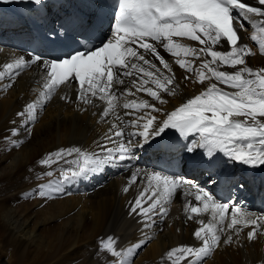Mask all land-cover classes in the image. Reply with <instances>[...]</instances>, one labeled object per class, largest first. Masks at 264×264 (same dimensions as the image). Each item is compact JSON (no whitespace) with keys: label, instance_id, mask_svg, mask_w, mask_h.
<instances>
[{"label":"snow or ice","instance_id":"6c2138e0","mask_svg":"<svg viewBox=\"0 0 264 264\" xmlns=\"http://www.w3.org/2000/svg\"><path fill=\"white\" fill-rule=\"evenodd\" d=\"M0 3L27 6L20 19L32 30L30 42L37 45L26 57L22 55L14 64L4 65L5 70H16L8 71V87L12 86L11 77L18 75L21 68L36 65L45 70L43 98L51 97L60 85L76 83L77 101L85 105H92L93 98L105 102L106 108L99 114L101 119L106 120L112 113L120 121L113 123L106 134L116 147L98 144L101 155L78 146L59 149L42 159V165L50 167L53 162L64 160L69 168L62 170L61 175L69 182L87 179L107 165L135 160L140 152L151 149L156 160L164 162L158 165L160 170L137 169L130 183L136 182L143 172L148 188L154 189L152 195H160L149 208L142 207L140 198L130 202V214L143 217L145 226L149 227L154 222L149 212L160 205L158 214L165 217V205L173 193L185 189V194L194 195L195 201L189 204L188 219L210 211L213 221H197L201 226L193 235L199 246L170 249L167 259L171 264H181L184 260L188 264H203L219 247L229 215L231 219L226 227L234 230L235 235H239L241 227L251 229L247 233L249 240L264 234V213L242 209L238 203H232L231 196L221 200L215 195V187H220L221 182L237 193L247 190L246 182L225 174L224 168L236 163L250 168L264 166V120L260 119L264 118V68L254 70L247 65L245 58L255 53L241 42V33L249 30L248 21L257 23L261 38L252 35L251 39L257 41L260 54L264 55V0L255 4H249L248 0H115L114 5H109L108 0H0ZM253 17H259V22L252 20ZM81 37L99 43L82 44ZM174 37L197 41L201 47L185 46ZM158 49L178 58L180 68L191 74L185 80L204 84L206 79H214L216 83L207 85L200 95L170 112L147 99L125 101L122 107L131 110L125 115L135 118L124 121L115 114V108L123 97L135 94L132 88L146 93L160 105L168 103L161 92L176 95L175 74ZM181 54L184 58H180ZM202 57L210 59L201 60ZM197 60L201 61L198 67L194 65ZM238 65L243 67L234 73L220 70ZM4 75L0 71V78ZM125 78H131L127 85ZM150 83L155 88L148 87ZM218 84L236 91H225ZM121 85L125 87H118ZM35 108V104L29 103L18 115L31 116ZM154 113H162V117L158 119ZM12 133L19 136V129L14 128ZM19 143L17 140L16 145ZM177 152L185 164L190 161L194 167L203 169L209 177L205 183L215 187L209 190L194 177L164 171L165 165L173 163ZM46 175L52 176L53 172ZM51 188L52 185H42L33 195L46 199ZM128 190V187L124 189ZM117 242L118 238L112 236L100 242V247L115 258L111 264H134L130 258L147 243L138 241L125 250L118 249ZM223 242L232 244L233 236L227 235Z\"/></svg>","mask_w":264,"mask_h":264},{"label":"bare ground","instance_id":"6f19581e","mask_svg":"<svg viewBox=\"0 0 264 264\" xmlns=\"http://www.w3.org/2000/svg\"><path fill=\"white\" fill-rule=\"evenodd\" d=\"M252 20L259 22L260 18L253 17ZM0 25V71L5 72L4 77L0 78V264H111L115 258L100 247L101 240L109 236L118 238L117 248L125 250L138 241H147L130 258L134 264H171L167 259L170 249L184 245L199 246L200 242L193 235L201 226L197 221H213L210 211L195 219H188L189 212L184 204L194 202V195H186L185 189H177L173 193L165 205V217L161 218L158 214L160 205L149 212L154 221L149 227L145 226L143 217L130 214V202L137 198L141 199L144 208H149L159 198V193L152 195L154 189L148 188L143 172L136 182L130 183V177L137 169L160 170L158 165L161 161L154 159L152 153L146 155L148 151H142L135 160L107 165L102 172L90 174L87 179L69 182H65L61 175L62 170L69 168L64 160L53 162L50 167L40 163L49 153L72 146L101 155L98 144L116 147V143L108 141L106 134L113 123L120 121L112 113L102 120L99 114L106 105L98 99L92 105L77 101L71 83L59 87L51 97L43 98L41 81L45 70L37 66L30 67L27 72H21L20 69L18 75L11 77L12 86L8 87V71L16 70H5L4 65L14 64L22 55L4 48V45L8 44L11 35L19 34L21 29L14 16L3 8L0 9ZM248 27V31L241 33V42L247 44L255 55L247 56L246 63L254 70H259L264 68V55L260 54L258 43L251 36L257 35L259 39L261 34L257 23L248 21ZM174 39L185 46L201 47L197 41L187 38ZM158 50L175 74L173 86L178 85L176 95L161 92L168 103L160 105L146 93L136 92L132 88L135 94L123 97L115 108V114L124 121L135 118L125 115V112L131 111L122 107L125 101L147 99L165 112H170L189 98L200 95L207 85L216 83L214 79H206L204 84L185 80L184 77L191 74L180 68L176 62L178 58L163 49ZM180 58H184L182 54ZM200 62L194 61V65L198 67ZM156 63L163 69L158 61ZM241 67H222L220 70L234 73ZM164 72L168 74L166 70ZM125 79L127 85L131 78ZM147 86L155 88L151 83ZM218 87L229 92L236 91L222 84H218ZM29 103L36 105L33 114L19 116L18 113L26 110ZM154 114L158 119L162 117V113ZM14 128L19 129V136L13 135ZM113 139L119 141V138ZM17 140L20 141L19 146L16 145ZM182 162L181 156L176 164L164 166L163 170L170 175H184L176 167ZM49 171L53 172L52 176L46 175ZM253 171L256 172L255 178L264 173V166L253 168ZM233 172L234 169L230 170L229 175H233ZM42 185H52L49 189L51 194L46 199L33 195ZM126 187L128 192L124 191ZM228 222L230 220L225 222V232L219 247L205 258L203 264H264V234L249 240V227L237 226L241 227L237 236L234 230L227 229ZM227 235L233 236L230 245L223 242ZM181 264H188V260Z\"/></svg>","mask_w":264,"mask_h":264},{"label":"rangeland","instance_id":"374dc122","mask_svg":"<svg viewBox=\"0 0 264 264\" xmlns=\"http://www.w3.org/2000/svg\"><path fill=\"white\" fill-rule=\"evenodd\" d=\"M148 158V157H147ZM12 179V178H11ZM1 255V254H0ZM158 261V260H157Z\"/></svg>","mask_w":264,"mask_h":264}]
</instances>
